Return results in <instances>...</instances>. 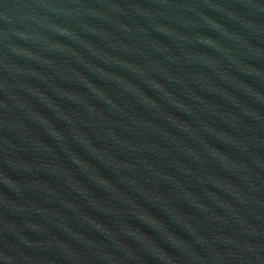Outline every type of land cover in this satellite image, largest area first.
I'll list each match as a JSON object with an SVG mask.
<instances>
[{
	"label": "water",
	"instance_id": "water-1",
	"mask_svg": "<svg viewBox=\"0 0 264 264\" xmlns=\"http://www.w3.org/2000/svg\"><path fill=\"white\" fill-rule=\"evenodd\" d=\"M0 264H264V0H0Z\"/></svg>",
	"mask_w": 264,
	"mask_h": 264
}]
</instances>
